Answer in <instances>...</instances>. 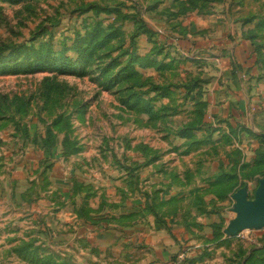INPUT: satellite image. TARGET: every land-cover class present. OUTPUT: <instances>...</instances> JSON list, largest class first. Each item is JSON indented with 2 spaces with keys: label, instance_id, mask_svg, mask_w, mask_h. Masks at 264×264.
I'll return each instance as SVG.
<instances>
[{
  "label": "rangeland",
  "instance_id": "rangeland-1",
  "mask_svg": "<svg viewBox=\"0 0 264 264\" xmlns=\"http://www.w3.org/2000/svg\"><path fill=\"white\" fill-rule=\"evenodd\" d=\"M263 179L264 0H0V264H264Z\"/></svg>",
  "mask_w": 264,
  "mask_h": 264
},
{
  "label": "water",
  "instance_id": "water-1",
  "mask_svg": "<svg viewBox=\"0 0 264 264\" xmlns=\"http://www.w3.org/2000/svg\"><path fill=\"white\" fill-rule=\"evenodd\" d=\"M236 211L241 212L229 226L228 231L236 233L249 228L264 226V179L259 182L254 199L249 201L244 196L236 198Z\"/></svg>",
  "mask_w": 264,
  "mask_h": 264
},
{
  "label": "crops",
  "instance_id": "crops-1",
  "mask_svg": "<svg viewBox=\"0 0 264 264\" xmlns=\"http://www.w3.org/2000/svg\"><path fill=\"white\" fill-rule=\"evenodd\" d=\"M191 26H192V24H191ZM194 34L193 33H191L190 34V38L189 39H192V38H194V36H193ZM196 38H194V39H192V40H195ZM187 39H182V38H180V37H177V43H176V45L178 46V48H182V49H184L185 48V46L183 45L184 43L186 44L187 43ZM193 44V43H192ZM245 44V43H244ZM183 45V46H182ZM241 46H242V44H241ZM241 48V47H240ZM245 49H246V54H244L242 51H241V53H240V56H247L246 58L248 59V58H250V55L249 54H251L252 53V47L251 46H249V45H247V47H245ZM239 56V57H240ZM245 58V57H244ZM252 58V57H251Z\"/></svg>",
  "mask_w": 264,
  "mask_h": 264
},
{
  "label": "trees",
  "instance_id": "trees-1",
  "mask_svg": "<svg viewBox=\"0 0 264 264\" xmlns=\"http://www.w3.org/2000/svg\"><path fill=\"white\" fill-rule=\"evenodd\" d=\"M67 64L70 65V63H67ZM68 65H67V66H68Z\"/></svg>",
  "mask_w": 264,
  "mask_h": 264
}]
</instances>
